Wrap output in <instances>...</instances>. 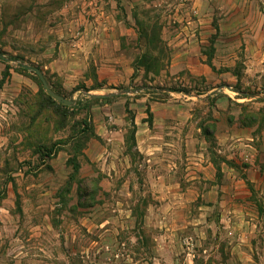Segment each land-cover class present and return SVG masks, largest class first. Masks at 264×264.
<instances>
[{
	"label": "rangeland",
	"instance_id": "rangeland-1",
	"mask_svg": "<svg viewBox=\"0 0 264 264\" xmlns=\"http://www.w3.org/2000/svg\"><path fill=\"white\" fill-rule=\"evenodd\" d=\"M190 2L130 0L133 28L115 68L92 58L85 36L48 25L34 41L17 12H4L0 51L13 60L0 58V264H264V180L246 179L232 159L238 172L217 181L222 155L207 136L214 163L183 186L171 181L172 167L185 178L181 157L179 169L165 154L147 160L132 139L153 105L163 134L173 125L184 134L191 101L192 134L256 126L264 169V3L212 0L197 16ZM189 45L203 59L184 58ZM22 63L39 66L74 104L50 96ZM150 144L173 148L163 138Z\"/></svg>",
	"mask_w": 264,
	"mask_h": 264
},
{
	"label": "crops",
	"instance_id": "crops-1",
	"mask_svg": "<svg viewBox=\"0 0 264 264\" xmlns=\"http://www.w3.org/2000/svg\"><path fill=\"white\" fill-rule=\"evenodd\" d=\"M129 1L0 0V20L3 19L4 12H17V14H14V17L17 20L16 26H19V21H24L22 27L24 28V31L28 29L27 34L36 37L34 41H42L44 39L42 29L47 28L48 25L60 27L61 29L66 27L68 33H72L78 38H83L85 36V38L89 39L87 40V43H89V53H91L92 58L96 60H108L105 62V65L115 68L116 64H112L110 61L117 57V54L121 53V43L125 41V36L129 32V28H133L130 22L132 21L130 13L132 10L130 8L131 3H129ZM190 1L189 7L197 16L201 14L202 8L205 7L210 9V7H213L212 0ZM232 1L235 2V0ZM254 1L259 2L261 0ZM262 1L264 3V0ZM131 7H133V4ZM21 11L23 12L22 15L18 13ZM204 19L205 17L200 16L198 19H193L191 23L195 22V25H197ZM123 28H125L126 31H124ZM191 33L192 35H190L189 44H196L199 38L196 36V32L191 31ZM57 35L58 41L60 39L59 33ZM134 37H136V34L133 38ZM185 39L186 38L182 40L185 41ZM182 40H179V37H174L170 40V42H181ZM114 44L117 45L118 48L116 47L113 51L112 48ZM106 47H108V49H106ZM83 49L84 48L81 47L80 51H83ZM194 54H197L199 58L202 57L203 59L204 54L202 50L200 48L199 50H194L193 45H189V48L183 51L184 58H192ZM109 70L113 69L109 68ZM191 103V101L185 102L184 105V124H187V127L183 130L184 134L176 133V129H180V126L174 125L170 126L173 128V134H163V130L160 126L161 118L155 112L157 107L154 105L150 108L153 116L151 126L148 125V121L142 120L143 113L141 114V120L143 123L140 125L138 120L136 121L137 128L135 141L136 147L140 153L144 155L145 159L150 160L148 158L150 153H153V155L158 157L165 154L168 156L165 159L170 162L169 165H175L177 167L179 161L178 157H181L182 167L179 168H182L185 172V178L184 180L177 179L175 174L176 170L172 167L171 171H173V174L171 175H175V178H172L171 181H176L183 186H187L188 184L190 185L191 183H194L197 179L202 181L203 176L200 171L206 169L209 166L208 164L211 165L214 163L210 161V153L202 145H204V140H208L206 138L207 136H215L217 138L216 151L218 154L222 155L218 167L216 166V171L219 173V177L216 178L217 181L221 179L223 171L225 174L230 173L231 176H235L234 172H238L236 171L238 170V167L234 165L232 159H235L236 162H242L241 166L245 169L244 175H246V179L250 177L254 181L258 182L264 180V169L262 168L261 163L256 162L257 155L261 151L254 145L256 136L254 133L256 131V126L253 127L251 124H247V122L238 125V127L241 126V131H235L233 127H231V133L227 131V133L223 134H192V128L189 126L192 116ZM169 113H171L170 109L165 111V117H169ZM162 121L163 122L161 124H164L166 120L163 118ZM224 125L228 127L230 126V123H225L223 126ZM232 126L235 127L236 123H232ZM157 138H163L166 142H168V144L173 145V148L165 149L162 147L163 145H158L161 152H157L158 150H156L154 146H151V144L149 145L150 141L156 140ZM179 143L181 146H179ZM261 149H264V144ZM152 163L154 165V161ZM222 164L225 166H222ZM179 168L177 167V169ZM156 181L159 183L161 181L163 182L164 179L156 178ZM234 195L236 196L237 194Z\"/></svg>",
	"mask_w": 264,
	"mask_h": 264
},
{
	"label": "water",
	"instance_id": "water-1",
	"mask_svg": "<svg viewBox=\"0 0 264 264\" xmlns=\"http://www.w3.org/2000/svg\"><path fill=\"white\" fill-rule=\"evenodd\" d=\"M0 58H5L7 60H13L12 58H7L6 55L0 51ZM22 67L26 68L27 70H30L32 72H35L37 74V76L40 78L44 88L47 90V92L49 93L50 96H52L54 99H56L57 101L66 104V105H73L74 104V100L71 98H67L66 96H64L63 94H60L58 92H56L49 84L47 78L45 77L43 71L41 70V68L39 66L36 65H31V64H27V63H22L21 64ZM229 88H231L230 86H228ZM123 92H129V89H124ZM86 95L90 96V97H94V98H105V97H109V96H113L115 95L114 92H110V93H92L90 91L85 92Z\"/></svg>",
	"mask_w": 264,
	"mask_h": 264
},
{
	"label": "trees",
	"instance_id": "trees-1",
	"mask_svg": "<svg viewBox=\"0 0 264 264\" xmlns=\"http://www.w3.org/2000/svg\"><path fill=\"white\" fill-rule=\"evenodd\" d=\"M39 79V81H40V78H38ZM56 91V90H55ZM180 91V90H179ZM56 92H58V93H60L59 91H56ZM61 94V93H60ZM148 113H150V118L148 119V120H146V121H148L149 122V124H152V122H153V116H152V112L150 111V109H148ZM135 131H134V133H133V135H132V139L133 140H135Z\"/></svg>",
	"mask_w": 264,
	"mask_h": 264
}]
</instances>
